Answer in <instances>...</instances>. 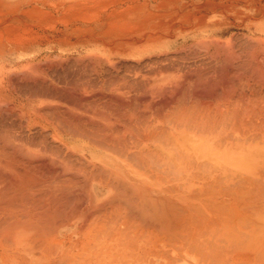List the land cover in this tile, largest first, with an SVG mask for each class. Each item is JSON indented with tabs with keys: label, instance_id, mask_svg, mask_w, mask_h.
Wrapping results in <instances>:
<instances>
[{
	"label": "bare ground",
	"instance_id": "6f19581e",
	"mask_svg": "<svg viewBox=\"0 0 264 264\" xmlns=\"http://www.w3.org/2000/svg\"><path fill=\"white\" fill-rule=\"evenodd\" d=\"M49 20L0 37V264H264V0Z\"/></svg>",
	"mask_w": 264,
	"mask_h": 264
},
{
	"label": "rangeland",
	"instance_id": "374dc122",
	"mask_svg": "<svg viewBox=\"0 0 264 264\" xmlns=\"http://www.w3.org/2000/svg\"><path fill=\"white\" fill-rule=\"evenodd\" d=\"M72 1L73 0H0V37H5L7 39L11 38L9 40H17L22 37L24 40L42 41L44 42L42 44L43 46H48L51 39H62L70 30L64 29L60 31V29L54 30L52 28H47V31H44L45 28L42 25L34 24L35 21L45 23L47 26V24L51 22L49 19L53 18V15L60 14V17L64 15L66 17L71 10ZM15 34H17V38H15ZM187 255L189 256V253H187ZM190 257L193 256L190 255Z\"/></svg>",
	"mask_w": 264,
	"mask_h": 264
}]
</instances>
